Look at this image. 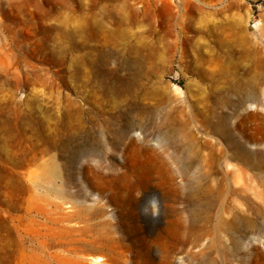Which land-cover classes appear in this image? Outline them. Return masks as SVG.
<instances>
[{
	"label": "rangeland",
	"instance_id": "rangeland-1",
	"mask_svg": "<svg viewBox=\"0 0 264 264\" xmlns=\"http://www.w3.org/2000/svg\"><path fill=\"white\" fill-rule=\"evenodd\" d=\"M86 1L0 0V178L12 174L19 187L13 219H0L2 263L29 264L39 253L56 264L73 254L45 235L38 248L32 228L46 217L29 200L48 187L90 200L103 190L112 204L91 222H111L106 238L119 241L117 254L145 248L157 263L169 255L167 264H264V78L247 80L240 69L233 79L213 63L264 49V0H88L109 13L108 41L75 30L81 10L74 4ZM101 43L114 52L112 71L132 79L116 103L101 96L104 75L94 67L104 58ZM138 44L146 55L140 68L129 50ZM143 105L156 106L152 118L137 114ZM123 114L139 126L114 143ZM46 126L59 140L47 153ZM193 128L216 144L213 165L188 151ZM74 133L80 149L85 134L104 140L102 153L73 157ZM130 138L149 150L125 164ZM51 159L57 175L46 182ZM48 194L50 208L57 198Z\"/></svg>",
	"mask_w": 264,
	"mask_h": 264
},
{
	"label": "bare ground",
	"instance_id": "bare-ground-1",
	"mask_svg": "<svg viewBox=\"0 0 264 264\" xmlns=\"http://www.w3.org/2000/svg\"><path fill=\"white\" fill-rule=\"evenodd\" d=\"M113 4L111 6L114 10ZM77 5L81 10V22L76 25L75 30L79 31L82 34L84 33L88 35L89 37L87 38L102 36L101 39H103L104 41H108L110 39H108V37L112 33V30H110L108 24L106 23L108 21L107 15L109 13H107V11L105 10L95 11L93 9L97 6L95 1L88 2L87 0L86 4L84 3V5L81 2H79V4L78 2H75L74 7L76 9ZM119 5L120 4H118V6ZM76 20L78 21V19ZM137 40H134V42L138 43ZM140 41L141 40H139V43ZM102 46L104 50H102L101 54L104 58L98 59L97 64H94L96 73L104 75V86L101 90V96L108 95L109 97H111L112 103H116V95L121 92L127 91L131 86L132 79L126 78L122 75H117L112 71V68L108 66V60L114 52L112 49H110V45L101 43L100 47ZM129 50L134 54L132 63L135 65V67H142L144 65V62H146L144 48L138 44L131 45L129 47ZM148 54L151 55L152 52L147 53V55ZM219 57L220 56L218 55H216L215 57L213 56V58L215 59H218ZM213 63L219 67V72L221 73V75L233 79L240 78V69H242V74L245 75V78H247V80H260L264 78V49L261 48H255L254 50H250L248 48L242 49L237 58L234 60L230 58V56L226 55L223 56V58L220 57L218 60H215ZM155 108V105H143L138 108L137 114L139 116L141 114H144L147 115L148 118H152L155 114ZM123 117H125L126 120L122 121ZM117 119L120 120V122L114 127V130L112 132L113 139L115 140L114 143L120 142L130 131L135 130L139 126L137 123L131 121L130 119H127V116H125V114L119 115ZM177 121L178 119L176 117L172 118V124L174 126H176L175 123ZM195 125L199 126L202 125V123L197 121ZM80 128L81 127L79 126V129ZM196 128L186 129V135L190 140L188 151L191 153L195 152L201 154L204 164L213 165L215 161L220 157L219 151L216 152L214 150V146L216 144L214 142L209 143L206 140H199L197 138L199 130L197 132ZM45 129L46 131L43 134V150L45 153H47L50 149L56 148L59 145V140L57 139V132L53 133L52 131H49L48 126H46ZM199 135L202 136L201 133ZM71 141L73 142V144L71 145L70 149L73 153V157L79 154L87 156L98 155L99 152L101 154V149H103V146L105 144L104 140H101V138L99 137L92 136L89 133L85 134L82 138V144H84L85 146L82 149H80L76 144L75 133L73 134ZM148 148H144L137 138H130L127 143H124L122 149V152L125 156L124 163L127 164V160L130 154L132 155L135 152L148 151ZM204 149L209 150H207V153H204ZM225 163H227V161ZM226 167H231V165L226 164ZM56 175L57 170L55 161L51 159L50 161L45 162V170L41 175L42 179L46 182H50ZM16 181V178L12 174L9 175V177L5 176L0 178V182L3 183L2 188H0V194L2 195V199H0V219H13L14 215L11 213L10 209L13 210L15 208V204L18 200L17 189H19V187L14 186ZM48 191L50 192V194L54 193L57 198V200L53 201L50 208L48 207L50 203ZM103 193V190H99L96 200H90L87 197L79 199L75 198L72 195H65L60 190L53 191L50 188L46 187V195H34L29 200V205L33 209H35L36 212L43 214L46 217V222L41 229L39 227L32 228L34 235L36 237H41V240L38 243V248H41L42 245H45L44 241L42 240V235H45L52 238L54 244H59L62 247H65L67 251L73 253L69 258L61 259V262H58L59 260H56V264H111L115 259H120L123 264H127L128 262H131V264H167L169 261V255L161 256L160 263H157L148 259L145 248L141 249L140 251L134 248L131 250V255L116 253L115 249L120 247L119 241L113 238H106V233L109 231L108 226L111 222L109 220L105 221V226L104 223L102 224L101 222H91L94 218L103 216L108 213L106 207L107 203L109 205L112 204V201L109 198L107 201L103 200ZM122 223L123 221L116 220V224L120 227L121 230V236H127V234L129 233V229ZM159 236L160 233L157 235V237ZM57 237L69 240L58 241L55 240V238ZM3 252L4 246L0 244V264H3V256L1 255L4 254ZM29 264L52 263L47 259V257L39 253H35L31 255Z\"/></svg>",
	"mask_w": 264,
	"mask_h": 264
}]
</instances>
